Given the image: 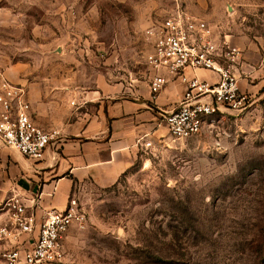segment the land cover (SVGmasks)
<instances>
[{
	"label": "rangeland",
	"instance_id": "1",
	"mask_svg": "<svg viewBox=\"0 0 264 264\" xmlns=\"http://www.w3.org/2000/svg\"><path fill=\"white\" fill-rule=\"evenodd\" d=\"M178 4L264 47V0H0V81L25 87L46 128L96 117L107 84H148V30ZM244 85L242 111L191 138L148 135L114 184L78 189L87 219L65 264H264V87Z\"/></svg>",
	"mask_w": 264,
	"mask_h": 264
},
{
	"label": "built area",
	"instance_id": "2",
	"mask_svg": "<svg viewBox=\"0 0 264 264\" xmlns=\"http://www.w3.org/2000/svg\"><path fill=\"white\" fill-rule=\"evenodd\" d=\"M217 27L178 4L148 30L151 49L147 61L154 71L149 80L152 100L158 99L171 79L185 84L173 109H159V119L173 138L197 136L216 116L242 111L248 103L239 79L244 71L242 50ZM199 69L215 73L217 79L210 81L196 73L188 76L187 70ZM148 135L139 138L142 147L152 146V140H145ZM60 139L58 128L46 129L36 122L25 87L2 79L0 141L39 160ZM36 210L20 196L0 205V254L7 264H65L63 238L74 223L87 219L76 196L64 209L46 210L40 221Z\"/></svg>",
	"mask_w": 264,
	"mask_h": 264
},
{
	"label": "crops",
	"instance_id": "3",
	"mask_svg": "<svg viewBox=\"0 0 264 264\" xmlns=\"http://www.w3.org/2000/svg\"><path fill=\"white\" fill-rule=\"evenodd\" d=\"M247 44L243 49L238 46L244 59L240 85L245 90L244 83L250 80L253 91L258 92L264 87V47L257 42V46L247 48ZM194 73L210 81L217 79L208 70H187L189 77ZM184 91L182 80L171 79L154 101L149 82L141 89L133 84L126 88L107 84L99 92L107 97V108L96 117L80 118L58 128L61 139L39 160L0 141V205L9 197L20 196L32 209L37 207L40 221L46 210L64 209L78 189L114 184L137 158L140 137L169 134L166 123L159 119V109H173ZM32 110L34 113L33 104ZM35 119L46 128L36 116Z\"/></svg>",
	"mask_w": 264,
	"mask_h": 264
}]
</instances>
